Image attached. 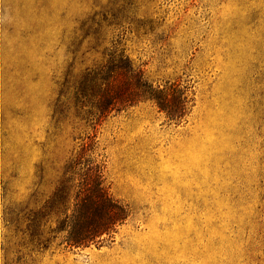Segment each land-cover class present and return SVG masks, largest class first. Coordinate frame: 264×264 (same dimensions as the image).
<instances>
[{"label": "rangeland", "instance_id": "rangeland-1", "mask_svg": "<svg viewBox=\"0 0 264 264\" xmlns=\"http://www.w3.org/2000/svg\"><path fill=\"white\" fill-rule=\"evenodd\" d=\"M121 53L186 87L179 123L140 102L90 128ZM90 132L127 217L42 247L15 214ZM0 264H264V0H0Z\"/></svg>", "mask_w": 264, "mask_h": 264}, {"label": "trees", "instance_id": "trees-1", "mask_svg": "<svg viewBox=\"0 0 264 264\" xmlns=\"http://www.w3.org/2000/svg\"><path fill=\"white\" fill-rule=\"evenodd\" d=\"M92 81L95 109L88 116L93 129L111 109L140 102L152 103L174 123H179L189 108L185 86L176 80L153 84L141 67L122 53L107 66L105 77ZM102 168L94 135L86 133L61 167L51 192L53 200L24 207L16 212V220L27 223L42 247L57 241L62 248L79 249L111 240L127 217V208L110 194Z\"/></svg>", "mask_w": 264, "mask_h": 264}]
</instances>
